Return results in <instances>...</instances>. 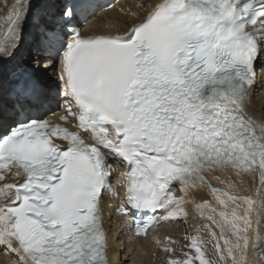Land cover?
Returning a JSON list of instances; mask_svg holds the SVG:
<instances>
[{
  "label": "snow or ice",
  "instance_id": "snow-or-ice-1",
  "mask_svg": "<svg viewBox=\"0 0 264 264\" xmlns=\"http://www.w3.org/2000/svg\"><path fill=\"white\" fill-rule=\"evenodd\" d=\"M94 5L0 0V264H112L117 166L116 211L137 236L188 205L209 222L183 259L178 241L156 240L167 264H264V120L247 102L264 72V0L139 3L121 9L122 32L84 35Z\"/></svg>",
  "mask_w": 264,
  "mask_h": 264
},
{
  "label": "bare ground",
  "instance_id": "bare-ground-1",
  "mask_svg": "<svg viewBox=\"0 0 264 264\" xmlns=\"http://www.w3.org/2000/svg\"><path fill=\"white\" fill-rule=\"evenodd\" d=\"M11 0H9V3ZM64 3V0H60ZM155 0H127L120 4V8L114 9L112 11H106L105 15L114 18H118L119 22L116 24V29L121 30L127 25L132 23L130 18H126L121 12H128L129 9L135 10L134 5L139 3H144L145 5L154 3ZM2 12V9H0ZM143 12L141 13V17ZM98 20L97 28L99 30H104L105 23L100 21V18L95 17ZM3 21L0 20V26H2ZM26 46L32 45L35 47V33L34 29L31 27V23L26 25ZM24 50L22 49L21 56H23ZM248 111L256 118L258 121L264 120V72L258 76L257 83L254 89L249 93L247 98ZM3 129L0 128V133ZM220 175L221 179L224 178L220 173H213L208 175V179L213 187L224 188L225 185L214 179V176ZM175 194L181 195L179 191V186L175 187ZM198 202L204 199H210L207 194V189L203 191L194 192L191 194ZM189 216L186 220H170L163 221L151 234L150 238L136 237L131 234L128 230V225L124 222L121 217L113 212L112 201L108 200L105 196V226L109 231V243L112 250L109 253L112 264H167L169 259L168 254H166L157 245L156 240H164L165 237H172L174 240L178 241L176 246V252H181L182 247L186 243H182L185 240V236L195 235V229L201 227L202 225L208 224L206 220L200 219V217L193 213L192 206L188 205ZM186 242V241H185ZM187 250V248H184ZM179 253H177L178 255ZM176 255V254H175ZM176 255V256H177ZM180 256V255H179Z\"/></svg>",
  "mask_w": 264,
  "mask_h": 264
},
{
  "label": "rangeland",
  "instance_id": "rangeland-1",
  "mask_svg": "<svg viewBox=\"0 0 264 264\" xmlns=\"http://www.w3.org/2000/svg\"><path fill=\"white\" fill-rule=\"evenodd\" d=\"M197 228H199V227H197ZM186 237V236H185ZM186 240H182V243L184 244V243H187V241L185 242ZM182 251L183 250H181V252L179 251V252H176L175 254L177 255V253H179L178 255H177V257H179V258H181V259H183V255H182ZM184 251H188V249L187 250H184ZM180 255V256H179Z\"/></svg>",
  "mask_w": 264,
  "mask_h": 264
}]
</instances>
